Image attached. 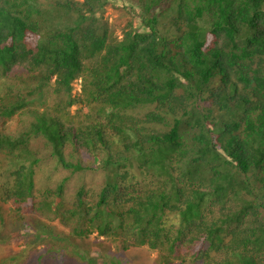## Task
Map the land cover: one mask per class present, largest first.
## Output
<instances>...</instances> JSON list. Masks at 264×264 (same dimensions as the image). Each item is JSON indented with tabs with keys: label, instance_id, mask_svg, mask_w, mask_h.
Returning a JSON list of instances; mask_svg holds the SVG:
<instances>
[{
	"label": "trees",
	"instance_id": "1",
	"mask_svg": "<svg viewBox=\"0 0 264 264\" xmlns=\"http://www.w3.org/2000/svg\"><path fill=\"white\" fill-rule=\"evenodd\" d=\"M110 1L0 0V264H264V0Z\"/></svg>",
	"mask_w": 264,
	"mask_h": 264
},
{
	"label": "rangeland",
	"instance_id": "2",
	"mask_svg": "<svg viewBox=\"0 0 264 264\" xmlns=\"http://www.w3.org/2000/svg\"><path fill=\"white\" fill-rule=\"evenodd\" d=\"M111 2V1H110ZM136 4L134 0H126L124 2H111L109 3L107 10L105 12V18L109 20L111 24V29L115 32L117 36L121 34V30L132 20V15L129 12L137 11ZM135 11V12H136ZM135 21V20H134ZM135 22L138 23V20ZM75 90L78 91V85L75 86ZM77 188V180H72L70 182V188L67 192V201H71V194ZM3 215L6 219L4 222H0V254L3 253L6 247V251L9 249L6 241L9 239V236L15 229V222L12 215H9V207L0 205ZM44 221V226H51L56 231L64 230V227L61 225L60 221H49L45 219L34 220L35 230L38 226V222ZM44 229H37L35 233L39 234V243L40 241H47L53 239L49 237L48 234L51 232L45 233ZM33 240V238H32ZM45 245L51 246L54 242L53 240L49 242H43ZM48 243V244H47ZM83 244L88 250H91L90 257L93 258V263L91 264H158L157 258L158 253L153 252L147 248H131L127 252H119L116 250V247L110 243H105L102 239H99L95 234L90 235ZM92 254V256H91ZM120 262V263H118ZM73 264L70 260H66L61 264ZM179 264V263H174Z\"/></svg>",
	"mask_w": 264,
	"mask_h": 264
}]
</instances>
